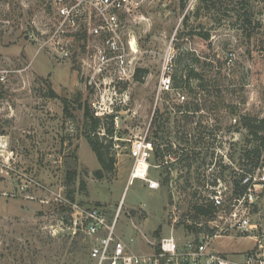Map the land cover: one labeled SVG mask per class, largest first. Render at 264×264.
<instances>
[{
  "label": "rangeland",
  "instance_id": "obj_1",
  "mask_svg": "<svg viewBox=\"0 0 264 264\" xmlns=\"http://www.w3.org/2000/svg\"><path fill=\"white\" fill-rule=\"evenodd\" d=\"M19 14L25 23L46 24L36 0L0 1V19L19 21ZM124 21L142 53L133 78L118 81L116 67L108 71L105 79L112 84L105 82L101 96L85 79V65L101 43L95 35L68 38L73 55L60 60L50 48L24 39L20 29L0 25V74L6 75L0 85V264H96L90 250L97 240L75 224L73 204L102 208L109 222L120 210L116 233L136 253L161 250L165 240L182 249L188 239L209 233L210 217L197 215L196 208L216 179L229 183L232 171H243L238 158L246 131L238 125L240 116L260 118L264 110V0H189L185 9L180 0H152ZM166 68L174 90L161 92ZM187 69L201 77L175 88L174 76L186 77ZM49 87L58 98L48 97ZM81 105L100 120L95 132L90 121L85 124ZM198 106L195 127L206 135L205 165L189 170L180 155L190 143L176 121L184 125L180 108ZM99 110L106 114L98 116ZM169 113L171 133L153 138L155 117ZM146 132L154 148L150 178L161 180L162 163L172 172L170 184L154 191L140 179L128 185L129 140ZM88 136L110 146L116 160L102 179L94 175L101 165ZM157 145L165 151L162 163L154 158ZM223 165L232 168L223 174ZM75 170L77 178L69 183ZM262 196L256 209L262 214L253 222L264 238V189ZM237 237L216 240L213 248L240 260L256 244Z\"/></svg>",
  "mask_w": 264,
  "mask_h": 264
},
{
  "label": "built area",
  "instance_id": "obj_2",
  "mask_svg": "<svg viewBox=\"0 0 264 264\" xmlns=\"http://www.w3.org/2000/svg\"><path fill=\"white\" fill-rule=\"evenodd\" d=\"M9 3L10 0H0ZM40 13L46 18L44 28L36 21L24 22L23 14L19 21L5 15L0 19V25L6 29H20L24 39L41 49L50 48L55 57L60 60L69 59L72 47L66 41L80 38L83 34L95 35L100 39V45L94 52V57L86 63L87 85L100 96L103 87L108 82L105 77L113 66L117 69L118 81L133 78L136 72L134 61L142 53L135 34L126 29L124 16H133L152 0H36ZM161 2L163 0H153ZM6 4V3H5ZM3 4V5H5ZM9 7V5H6ZM22 6H25L24 2ZM28 7V6H27ZM233 60L230 59V62ZM164 70L160 80V91L174 90L172 76ZM109 71V72H108ZM107 78V77H106ZM112 81V80H111ZM116 83V80H114ZM113 81V82H114ZM6 82V75L0 74V85ZM120 84L122 82H119ZM112 84V82H108ZM107 84V85H108ZM103 99V97H102ZM185 100L186 97L182 96ZM102 109V108H101ZM97 112V115H105ZM264 119V110L260 114ZM129 156L133 160L128 185L134 180L144 181L149 190H159V180L150 178V160L153 146L148 132L136 140H129ZM9 172H16L8 167ZM243 175V171L238 172ZM21 177L34 182L30 177ZM241 185L247 186L244 192L236 191L233 180L229 183L217 178L205 195V206L214 208V213L208 220L209 233H202L188 239L181 249L173 240L171 244L163 241V248L152 253H136L128 248L127 243L116 233L117 219L109 222L102 208L84 209L73 204V216L84 232L97 240L90 250L91 258L96 264H264V238L259 234L260 228L253 217H259L262 212L256 209L262 205L264 189V154L259 166L242 178ZM26 185L21 189L25 191ZM255 233H258L256 235ZM253 239L256 246L242 259L228 257L213 248L216 240L229 238ZM169 244V246L167 245ZM175 244V245H172ZM168 246V247H167Z\"/></svg>",
  "mask_w": 264,
  "mask_h": 264
},
{
  "label": "trees",
  "instance_id": "obj_3",
  "mask_svg": "<svg viewBox=\"0 0 264 264\" xmlns=\"http://www.w3.org/2000/svg\"><path fill=\"white\" fill-rule=\"evenodd\" d=\"M189 0H180V5L183 9H185L187 3ZM209 0H202V3H208ZM208 35H206L207 37ZM189 70V69H187ZM195 70L191 69L189 70L187 76H174V86L175 88L181 87L180 83H187L190 86V82L193 78L199 79L201 76L195 74ZM138 72V71H137ZM141 72V71H139ZM136 79H140V76H138V73H136ZM51 87H49V94L48 97L50 98H58V94L54 90H50ZM64 103V109L65 111L68 110V101L66 99L63 100ZM83 108V106H80ZM199 106L196 108H193L191 110L190 108H186L182 110L179 109V112L182 113L181 121L184 123V125H180L179 121H176V127L179 128H185V131L183 132V141L187 144L190 143L189 148H186L184 152L180 155L181 156V162L185 164L189 168V170L195 165H198V163H201L200 165H205V162L202 161V155L205 153L206 149V135L204 131H198V129L195 127V115L196 113L200 112ZM84 110V119L85 124H89V121L92 123L91 128L92 131L95 132L98 126L100 125V120L97 118H94L89 107L86 106L83 108ZM172 116L170 113L166 116L164 114H157V116L154 119L153 126L155 129L153 138L160 140L161 138H164L165 136L169 135L170 129H167L166 124L171 120ZM174 120H177L174 118ZM238 125L242 129L246 131V135L243 140V146L241 147V150L239 151V163L241 165V168L244 172L243 175H239L238 171H232V177L234 186L236 188V191L244 192L247 188V186L241 185L242 178L245 177L246 174L252 173L260 164L262 160V155L264 152V119H260L256 116H250V115H241ZM201 128V127H200ZM109 133H112V129L109 128ZM186 132V134H185ZM188 134L192 135V138H189ZM89 143L101 165V168L94 173V175L102 179L105 175L106 171H113L115 169L116 160L114 156H111L110 153V146L105 145L103 142H101L99 139H94L92 136H88ZM106 139V138H104ZM192 140V141H191ZM154 158L156 161H159L162 163L163 159L161 157H164L165 151L161 150L160 145H157L156 150L154 151ZM207 157V154L206 156ZM232 157V155H231ZM230 157V158H231ZM200 165L197 166V169H199ZM160 183L162 187L168 186L170 184V178L172 175V172L170 168L166 165H163V163L160 166ZM232 167L229 165H223L222 166V173L224 174L227 170L231 169ZM77 170L69 173L71 177H69V183H72L77 178ZM69 197L74 201L73 193L71 192L69 194ZM197 215L204 216V217H211L214 213V208L209 206H205L202 204L201 206H198L197 208ZM191 228L193 226H188V228ZM192 229V228H191ZM159 251V250H156Z\"/></svg>",
  "mask_w": 264,
  "mask_h": 264
},
{
  "label": "crops",
  "instance_id": "obj_4",
  "mask_svg": "<svg viewBox=\"0 0 264 264\" xmlns=\"http://www.w3.org/2000/svg\"><path fill=\"white\" fill-rule=\"evenodd\" d=\"M222 241V240H221ZM216 244H217V242H215ZM254 244H255V242H254Z\"/></svg>",
  "mask_w": 264,
  "mask_h": 264
}]
</instances>
